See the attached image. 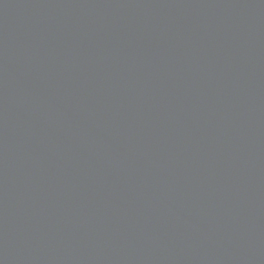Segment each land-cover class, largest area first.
<instances>
[{
  "label": "water",
  "instance_id": "95a60500",
  "mask_svg": "<svg viewBox=\"0 0 264 264\" xmlns=\"http://www.w3.org/2000/svg\"><path fill=\"white\" fill-rule=\"evenodd\" d=\"M0 264H264V0H0Z\"/></svg>",
  "mask_w": 264,
  "mask_h": 264
}]
</instances>
